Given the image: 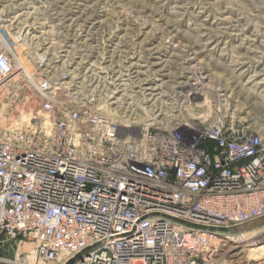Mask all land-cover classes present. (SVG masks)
Wrapping results in <instances>:
<instances>
[{
    "label": "built area",
    "instance_id": "1",
    "mask_svg": "<svg viewBox=\"0 0 264 264\" xmlns=\"http://www.w3.org/2000/svg\"><path fill=\"white\" fill-rule=\"evenodd\" d=\"M29 46L0 30V106L31 114L0 131V264H240L264 247L262 134L119 123L100 106L127 77L108 54L72 74L42 49L30 69Z\"/></svg>",
    "mask_w": 264,
    "mask_h": 264
},
{
    "label": "rangeland",
    "instance_id": "2",
    "mask_svg": "<svg viewBox=\"0 0 264 264\" xmlns=\"http://www.w3.org/2000/svg\"><path fill=\"white\" fill-rule=\"evenodd\" d=\"M0 27L28 38L30 69L38 49L72 74L108 54L127 76L113 106L121 114L168 126L220 118L264 136V0H0ZM9 108L0 129L30 112ZM238 259L264 264V251Z\"/></svg>",
    "mask_w": 264,
    "mask_h": 264
},
{
    "label": "bare ground",
    "instance_id": "3",
    "mask_svg": "<svg viewBox=\"0 0 264 264\" xmlns=\"http://www.w3.org/2000/svg\"><path fill=\"white\" fill-rule=\"evenodd\" d=\"M1 28L2 27H0V30H1V32L3 34L4 40L9 42V38L4 37V33H3ZM19 32H21V31H19ZM24 35H25V33L22 32V34H20L19 37L21 38ZM114 104H116V103H110L109 100H102L101 103H100V106L103 108V110L106 113H108L114 120H116L119 123H125V122L144 123V122H148V121L151 122V119H144L145 117H143V116H141L139 114H134L135 111L130 112L129 113L130 116H128V114H126V115L123 114V113L121 114V112L119 113V111H117V109L113 107ZM8 113H9L8 106L6 104H3L2 109L0 111V119H4L6 122L10 121ZM2 116H3V118H2ZM154 121L152 120V122H154ZM16 122H19L20 126L30 125V123H31V114H28V113H25V112L22 111L20 113L19 119H16ZM186 124H189V123H186ZM9 126H10V124H8V127H6V128H8V129L11 128L12 129V127L9 128ZM4 130H5V128L0 129V131H4ZM251 251H254L255 253H259L260 251H264V247H260V248H257V249L251 250Z\"/></svg>",
    "mask_w": 264,
    "mask_h": 264
},
{
    "label": "water",
    "instance_id": "4",
    "mask_svg": "<svg viewBox=\"0 0 264 264\" xmlns=\"http://www.w3.org/2000/svg\"><path fill=\"white\" fill-rule=\"evenodd\" d=\"M256 225H252V226H250V227H248V228H253V227H255Z\"/></svg>",
    "mask_w": 264,
    "mask_h": 264
}]
</instances>
